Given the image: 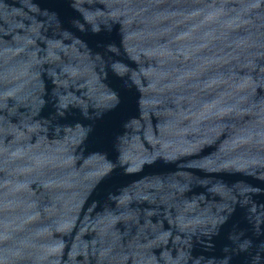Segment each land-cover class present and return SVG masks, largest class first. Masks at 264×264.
<instances>
[{
    "label": "water",
    "instance_id": "water-1",
    "mask_svg": "<svg viewBox=\"0 0 264 264\" xmlns=\"http://www.w3.org/2000/svg\"><path fill=\"white\" fill-rule=\"evenodd\" d=\"M0 264H264V0H0Z\"/></svg>",
    "mask_w": 264,
    "mask_h": 264
}]
</instances>
